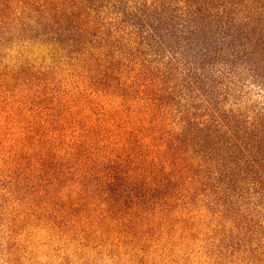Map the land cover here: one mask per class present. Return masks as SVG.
I'll use <instances>...</instances> for the list:
<instances>
[{"label":"rangeland","instance_id":"374dc122","mask_svg":"<svg viewBox=\"0 0 264 264\" xmlns=\"http://www.w3.org/2000/svg\"><path fill=\"white\" fill-rule=\"evenodd\" d=\"M132 41L107 61L0 30V264L251 263L257 235L233 236L200 180L165 162L137 97L157 63ZM173 111L163 134L180 130Z\"/></svg>","mask_w":264,"mask_h":264},{"label":"trees","instance_id":"16d2710c","mask_svg":"<svg viewBox=\"0 0 264 264\" xmlns=\"http://www.w3.org/2000/svg\"><path fill=\"white\" fill-rule=\"evenodd\" d=\"M16 28L107 61L133 40L157 63L137 97L165 162L200 180L233 236L257 235L250 264H264V0H0V30ZM174 109L180 130L163 134Z\"/></svg>","mask_w":264,"mask_h":264}]
</instances>
